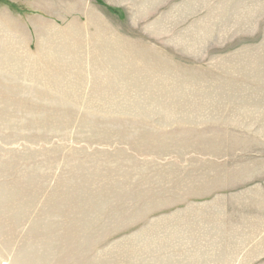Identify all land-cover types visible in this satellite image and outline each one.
Here are the masks:
<instances>
[{
	"label": "rangeland",
	"instance_id": "374dc122",
	"mask_svg": "<svg viewBox=\"0 0 264 264\" xmlns=\"http://www.w3.org/2000/svg\"><path fill=\"white\" fill-rule=\"evenodd\" d=\"M0 264H264V0H0Z\"/></svg>",
	"mask_w": 264,
	"mask_h": 264
}]
</instances>
